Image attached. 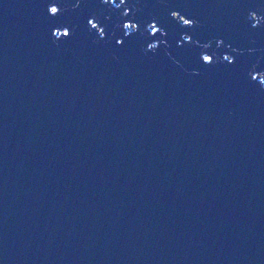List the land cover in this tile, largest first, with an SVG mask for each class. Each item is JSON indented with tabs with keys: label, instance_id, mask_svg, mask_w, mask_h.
<instances>
[{
	"label": "water",
	"instance_id": "water-1",
	"mask_svg": "<svg viewBox=\"0 0 264 264\" xmlns=\"http://www.w3.org/2000/svg\"><path fill=\"white\" fill-rule=\"evenodd\" d=\"M0 264H264V0H0Z\"/></svg>",
	"mask_w": 264,
	"mask_h": 264
},
{
	"label": "rangeland",
	"instance_id": "rangeland-1",
	"mask_svg": "<svg viewBox=\"0 0 264 264\" xmlns=\"http://www.w3.org/2000/svg\"><path fill=\"white\" fill-rule=\"evenodd\" d=\"M255 14V13H254ZM254 14H252V15H254ZM171 15H172V17L174 18V17H176V11H173L172 13H171ZM252 15H251V17H252ZM255 20H256V18H255ZM252 23H254V20H251V24ZM154 23H152L150 26H152Z\"/></svg>",
	"mask_w": 264,
	"mask_h": 264
},
{
	"label": "bare ground",
	"instance_id": "bare-ground-1",
	"mask_svg": "<svg viewBox=\"0 0 264 264\" xmlns=\"http://www.w3.org/2000/svg\"><path fill=\"white\" fill-rule=\"evenodd\" d=\"M250 10V9H249ZM252 19L255 18V17H251Z\"/></svg>",
	"mask_w": 264,
	"mask_h": 264
}]
</instances>
